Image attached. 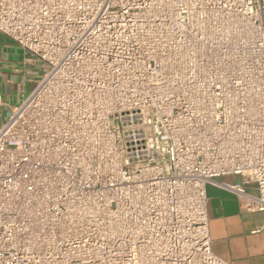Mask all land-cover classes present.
Returning <instances> with one entry per match:
<instances>
[{
  "label": "built area",
  "instance_id": "2783aa9c",
  "mask_svg": "<svg viewBox=\"0 0 264 264\" xmlns=\"http://www.w3.org/2000/svg\"><path fill=\"white\" fill-rule=\"evenodd\" d=\"M0 34L45 69L0 127V264H229L207 187L264 212V0H0Z\"/></svg>",
  "mask_w": 264,
  "mask_h": 264
},
{
  "label": "crops",
  "instance_id": "0c3cea01",
  "mask_svg": "<svg viewBox=\"0 0 264 264\" xmlns=\"http://www.w3.org/2000/svg\"><path fill=\"white\" fill-rule=\"evenodd\" d=\"M42 65L15 42L0 34V127L31 94ZM38 79V80H37ZM207 187L212 251L229 264H264V212H250L236 188L256 196V188L238 176H224Z\"/></svg>",
  "mask_w": 264,
  "mask_h": 264
},
{
  "label": "rangeland",
  "instance_id": "374dc122",
  "mask_svg": "<svg viewBox=\"0 0 264 264\" xmlns=\"http://www.w3.org/2000/svg\"><path fill=\"white\" fill-rule=\"evenodd\" d=\"M44 72H45V69H44V67L42 66V68H41V72H40V73H42V75L39 77V80L37 79L38 82L41 80V78H42ZM38 82H37V84H38Z\"/></svg>",
  "mask_w": 264,
  "mask_h": 264
}]
</instances>
